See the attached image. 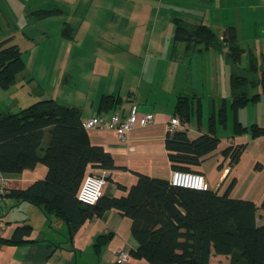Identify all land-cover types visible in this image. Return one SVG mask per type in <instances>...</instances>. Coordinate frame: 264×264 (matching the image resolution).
Listing matches in <instances>:
<instances>
[{"label":"crops","instance_id":"1","mask_svg":"<svg viewBox=\"0 0 264 264\" xmlns=\"http://www.w3.org/2000/svg\"><path fill=\"white\" fill-rule=\"evenodd\" d=\"M156 2L0 0V19H5L10 9L27 10L16 18V32L23 29L28 33V26L32 24V30L38 21L50 25L49 32H44L46 37L41 38L53 50H59L53 54L67 66L47 77L51 79L47 85L44 78L48 75L33 80L29 89L35 91L31 95L22 93L21 100L14 99L13 105H18L15 110L9 106L0 113L17 112L50 99L77 109L82 121L97 115L126 118L134 107L138 117L150 115L154 123L134 128L127 141H121L114 130L87 131L91 144L104 148L116 165L112 171L90 167L86 171V176L94 172L108 177L99 209L108 199L126 197L140 176L170 181L173 169L165 143L169 121L178 118L190 140L210 133L219 140L213 152L191 166L192 171L203 174L220 196L229 191L233 199L254 203L256 224L264 226V86L252 87L249 102L235 112L226 52L188 51L185 42L175 41V21L184 18L169 12L165 13L170 14L168 24L174 26L173 36L148 40L146 33L155 18ZM205 5L208 19L197 13L194 22L207 24L221 40L228 28H234L242 66L250 71L255 63L257 71L264 72V0H215ZM53 11L60 12L57 18H52L53 14L42 16ZM141 26L145 27L144 37ZM21 33L34 43L35 37ZM14 38H9L11 44ZM104 98L112 100L103 105ZM180 98H185L190 110L188 121H182L177 112ZM222 106L226 111L224 121L218 117ZM48 139L47 130L45 144ZM234 151L236 156L232 155ZM47 175L48 168L42 163L19 174L0 173L6 180L5 194L0 193V218L6 223L0 232V264H119L118 250L131 253L139 248L132 219L117 210L94 214L72 230L54 212L47 214L41 206L20 202L13 196ZM1 184L0 180V188ZM24 225L32 228L25 242L11 243L16 228ZM100 240L103 243L99 244ZM120 264L151 263L131 255ZM209 264H230V257L212 254Z\"/></svg>","mask_w":264,"mask_h":264},{"label":"trees","instance_id":"2","mask_svg":"<svg viewBox=\"0 0 264 264\" xmlns=\"http://www.w3.org/2000/svg\"><path fill=\"white\" fill-rule=\"evenodd\" d=\"M201 1L208 4L215 0ZM175 24V41L185 42L188 51L226 52L231 68V105L235 112L249 102L252 87L264 86V72L257 71V64H252L250 71L242 66V51L234 28H228L227 36L221 40L203 22L192 24L176 19ZM10 41L0 43V86L5 90L26 68L23 53ZM111 100L104 98L103 105ZM177 112L182 121L189 120L185 98H180ZM225 112L222 106L218 114L221 121ZM47 130L49 139L45 144ZM87 131L77 109L50 99L19 112L0 113L2 176L22 173L40 163L48 168L45 180L14 192L13 196L20 202L41 206L47 214L54 212L72 230L94 214L117 210L132 219V232L139 242V248L130 256L145 258L151 264H209L212 254L230 257V264H264V226L256 224V206L250 201L231 198L229 191L220 196L213 190L183 189L172 186L169 180L140 176L126 197L108 199L100 209L101 200L95 206L80 203L77 193L89 167L103 171L116 169L113 157L104 148L92 145ZM218 142L211 133L195 140H190L185 131L168 133L165 144L172 169L192 171L191 166L200 164ZM235 154L234 151L232 155ZM31 231L29 225L16 228L10 242H25Z\"/></svg>","mask_w":264,"mask_h":264},{"label":"rangeland","instance_id":"3","mask_svg":"<svg viewBox=\"0 0 264 264\" xmlns=\"http://www.w3.org/2000/svg\"><path fill=\"white\" fill-rule=\"evenodd\" d=\"M168 4H172V7H169ZM201 4H203L201 0H157L156 4H154L156 5L154 8L156 11H153L152 14L155 18L150 23V28L148 30V33H146V37L148 38V40H151L152 38H155V40H157L158 37H172L174 26L173 28H171V25L168 24V16L170 14H174L173 16L178 18H184L181 20L185 21V23H195L194 21L196 20V16H198L197 13L200 14V16L204 18L206 17L208 19V8H205V4H203L204 6H200ZM164 9H168L170 11H165ZM26 11L27 10L23 8L10 9V13L6 14V18L0 19V42H3L4 40L11 37H15L12 43L19 46L26 62L25 70L20 73L16 82L10 87V89L5 90L0 86V111H5V108H8L9 106L11 109L13 108L15 110L18 105H13L14 99L21 100V98H23L22 93L31 95V92L33 93L35 91V88L34 90L33 88L32 90L29 89L33 80L36 79L37 81L38 78L43 79V77L48 75L44 78L45 84L47 85V82L51 81V79L47 80V77L51 78V76L56 72V69L67 67L63 63L62 59L55 58V54L59 52V50H53V46H48L45 38H41L46 37L44 36V32H49L50 25H46V23L43 24V21H38V23H36L35 27L32 30H30L32 24L28 26V33L27 31L21 29V32L27 33L26 36L35 37L34 43L32 40L29 41L25 37V34L15 31L17 29L15 26L18 25V20H16V18L20 15L21 12ZM165 12H169L170 14ZM59 13L60 12L56 13L55 11L49 12V14H53L52 16L54 17L52 18H57ZM74 17L75 20H78L77 16ZM225 17L226 14L224 15V21ZM57 21L59 22L58 19ZM144 28V26L140 27V31H142V37H144ZM41 31H43L42 35L40 34ZM53 52H55V54H53ZM197 76L199 77V74ZM16 91H18L17 94ZM19 110L21 111L22 108Z\"/></svg>","mask_w":264,"mask_h":264},{"label":"built area","instance_id":"4","mask_svg":"<svg viewBox=\"0 0 264 264\" xmlns=\"http://www.w3.org/2000/svg\"><path fill=\"white\" fill-rule=\"evenodd\" d=\"M83 127L86 130L109 129L117 133V137L121 141H127L129 133L136 127H145L154 123V119L150 115L138 117L136 107H134L126 118L115 114L110 118L102 116H94L90 119L82 121ZM185 126L178 118H173L168 123V132L173 134L177 131H183ZM2 182L0 193L5 194L6 180L0 176ZM170 184L174 187L191 189L196 191L212 190L206 177L198 172L173 170ZM107 184L105 174H96L89 172L84 178L81 187L77 193V199L83 205L95 206L103 197L104 188ZM6 223L0 218V232L4 230ZM118 263H125L130 259V253L126 250H118L116 252Z\"/></svg>","mask_w":264,"mask_h":264}]
</instances>
